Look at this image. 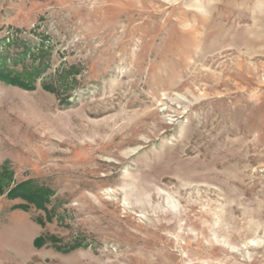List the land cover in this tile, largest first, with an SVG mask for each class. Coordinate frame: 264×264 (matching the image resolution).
<instances>
[{"label": "rangeland", "instance_id": "1", "mask_svg": "<svg viewBox=\"0 0 264 264\" xmlns=\"http://www.w3.org/2000/svg\"><path fill=\"white\" fill-rule=\"evenodd\" d=\"M5 61L0 264H264V0H0Z\"/></svg>", "mask_w": 264, "mask_h": 264}, {"label": "trees", "instance_id": "2", "mask_svg": "<svg viewBox=\"0 0 264 264\" xmlns=\"http://www.w3.org/2000/svg\"><path fill=\"white\" fill-rule=\"evenodd\" d=\"M37 70L38 69H34L30 73H25L24 71L19 72L8 66L5 61L0 64V79H4L12 84L18 85L26 89H32L34 88L33 74L34 72H36L37 75L39 73V71L37 72ZM44 88L52 89L51 86L45 83ZM2 172H0V193H2L5 187L9 185L8 180L4 181L6 176L5 173H7L6 169H4ZM9 178H11L10 175ZM52 193L53 191L50 188H46L43 186L36 187L33 184V181L29 180L15 186L9 191L8 195L10 197L18 196L24 199L27 203L18 206L22 209H28L31 203L39 209H46V205L50 202V196ZM40 242L41 239L36 240L37 244H40Z\"/></svg>", "mask_w": 264, "mask_h": 264}]
</instances>
